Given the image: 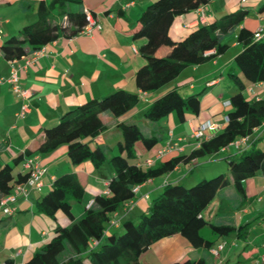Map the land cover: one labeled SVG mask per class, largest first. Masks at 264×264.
Returning a JSON list of instances; mask_svg holds the SVG:
<instances>
[{
	"label": "trees",
	"instance_id": "16d2710c",
	"mask_svg": "<svg viewBox=\"0 0 264 264\" xmlns=\"http://www.w3.org/2000/svg\"><path fill=\"white\" fill-rule=\"evenodd\" d=\"M210 1L154 0L146 5L131 30L134 40L147 39L139 49L147 61L134 76L135 85L141 92H153L173 80L186 66L202 63L224 52L227 45L222 42L223 34L237 27L247 14V8H238L209 24L195 27L182 41L168 39V31L175 17ZM82 2L40 0L36 20L24 24L18 34L3 41V56L7 60L19 59L61 34L74 36L79 33L86 23ZM258 12H264V2L259 5ZM254 33L242 27L236 34L241 48L233 58L238 72L229 74L236 91L229 98L228 121L220 132L202 139L199 146L186 157L177 156L148 166L137 162V145L141 144L149 150L160 142L161 134L158 128L144 131L133 121L119 122L120 136L114 146H91V141L106 128L101 113L109 112L118 117L138 101L137 93L123 90L89 99L66 111L54 124L44 127V136L33 152L48 153L60 145H66L67 158L72 166L89 161L98 174L108 169L112 172L107 179V193L104 189L96 194L89 206L84 205L83 213L75 216L71 201L82 200L84 185L76 172H65L54 177L49 189L35 200L34 209L52 219L61 214L69 220V224L56 226L51 240L34 251L25 262L18 263L13 258H6L3 264H141L139 256L154 242L177 233L200 250L212 248L213 241L200 233L206 224L217 237L235 233L237 237L244 238L252 221L237 226L214 224L207 222L202 212L216 193L229 184V178L236 191L243 196L247 178L257 173L264 177V149L253 146L242 147L233 156L224 154L229 177L219 172L215 176L203 177L189 187L179 182L167 183L136 222L125 220L120 232L111 231L112 226L108 225L113 212L134 198L133 189L136 186L168 173L183 158L187 162L221 153L233 141L249 136L255 128L264 125V97L243 96L246 83L264 81V36L255 39ZM160 45L168 47L167 50L155 54ZM210 50L212 53L209 55L207 52ZM199 94H182L173 88L156 98L143 110L142 115L150 122L162 120L171 114L184 120L185 113L198 114ZM33 152L27 150L24 157L17 156L13 163L0 166V200L13 193L17 185L27 181L30 170L15 171V166L21 162L24 165ZM204 263L205 258L200 257L174 264Z\"/></svg>",
	"mask_w": 264,
	"mask_h": 264
},
{
	"label": "crops",
	"instance_id": "0c3cea01",
	"mask_svg": "<svg viewBox=\"0 0 264 264\" xmlns=\"http://www.w3.org/2000/svg\"><path fill=\"white\" fill-rule=\"evenodd\" d=\"M152 1L154 0H83L81 7L92 12L100 28H93L87 34L77 33L74 36L61 34L57 39L43 45V53L35 60L26 63L25 55L13 61L7 60L2 54L1 46L9 36L18 34L27 21L36 20L40 0H0V77H7L11 65H14L18 68L20 87L29 89L31 94L26 100L28 112L19 117L17 113L22 103L21 99L14 93L9 83H0V166L13 163L17 156L24 157L27 150L35 151L44 136L43 128L54 124L66 111L89 99L101 98L119 90L137 93L139 99L133 107L118 117L101 113L100 117L106 128L91 141V146L107 148L110 144L115 145L117 142L115 140L119 137V122H135L134 118L139 112L143 113L156 98L173 88L182 94L200 92V110L197 115L185 113L184 120H180L175 114H171L162 119L163 125H158L159 133L165 134L164 136L161 134V140L157 145L147 150L139 144L136 161L141 162L143 166H148L146 161L149 159L154 160L150 165H155L177 156L186 157L196 147L192 131L207 120L215 123V127L207 131V134H216L224 128L226 123L223 118L229 109L224 102L236 91L229 76L230 73L238 72L234 67L233 58L240 50L241 44L236 40V34L242 27L256 31L264 25V12H258V7L264 0H211L195 10L175 17L168 31V39L173 42L182 41L190 30L199 25L209 24L238 8L248 9L237 27L223 34L222 42L227 45L224 52L211 56L202 63L186 66L173 80L159 88H164L159 95L141 92L134 82L136 71L147 61L146 56L139 50L147 39L134 40L131 30L143 9ZM167 48L160 45L155 54H161ZM211 53L212 50L207 52L209 55ZM185 71L190 73L188 80L180 79ZM224 72L227 74L225 78L222 77ZM248 90L249 98H263L264 81L251 83ZM263 128L264 125L253 130L245 148L252 147L263 137ZM113 130H116L115 136ZM169 132L173 143L177 138H181L178 146L161 157L153 158L157 150L169 140ZM237 152L239 150L230 145L221 153L233 156ZM221 153L211 156H218ZM31 157L43 169L41 176L43 186L39 191L30 190L26 196L16 195V202L10 203V206L15 208L11 214L4 215L0 209V264H3L6 258H13L18 263L25 262L34 251L51 240L56 226L69 224V220L61 214L52 219L35 212L34 209L35 200L49 189L54 177L65 172H76L85 191L93 193L85 202L88 205L96 194L103 192L107 179L112 175L109 169L98 174L89 161L76 167L72 166L67 158L66 145H60L48 153L33 152ZM199 159L186 162L183 158L168 173L136 186L134 198L113 212L112 217L116 225L110 230L120 231L125 220L136 222L139 215L147 210L151 200L160 194L164 185L186 181L191 172L190 167ZM26 170L22 162L15 166V171ZM199 177L206 176L202 174ZM259 183H262L264 191V177L260 173L247 178L244 181V195L240 196L234 191L236 189L229 178L228 187L222 188L216 195L221 196L222 202L229 198L230 201L232 199L235 201L236 206L244 205L245 201L257 194ZM226 192L228 194H225ZM223 207L224 204L218 208L219 211ZM248 213V210L243 211L245 215ZM232 215L235 217L232 218ZM236 215L234 211L229 210L220 218L227 222L217 224L237 226L241 223L237 222ZM259 216L261 219L255 220ZM254 218L248 220L252 221V226L255 225L256 231L249 240L235 235L236 238L226 241L230 234L214 236V239L204 236L213 241L212 247L221 241L225 242L219 258L212 256L209 249L200 250L194 247L183 235L177 233L154 242L139 256V260L141 264H174L204 257V264H264V261L261 262V255L264 253V212L259 210ZM237 238L242 242L237 244L235 241ZM232 248H235V251ZM206 253L213 257L211 262H206ZM232 253L235 254L234 257ZM143 254L148 256L141 257Z\"/></svg>",
	"mask_w": 264,
	"mask_h": 264
},
{
	"label": "rangeland",
	"instance_id": "374dc122",
	"mask_svg": "<svg viewBox=\"0 0 264 264\" xmlns=\"http://www.w3.org/2000/svg\"><path fill=\"white\" fill-rule=\"evenodd\" d=\"M34 20L35 19H31V20L27 21L26 24L28 22L31 23ZM181 75L182 76L180 77V79H182V80H188V78H190V73L187 72V71L183 72V74H181ZM222 77H224V78L227 77V74L224 72ZM250 84L251 83H246V88L243 90V94H244L243 96H245V97H249L250 96V93H249L250 91L248 90V86ZM163 89L164 88L158 89V90L153 91V92H150V94L155 93L156 95L157 94L159 95L160 92H162ZM105 113H106V115L112 116L109 112H105ZM134 120H135V123H137L139 126H141L142 129H144V131H147L149 129H156V128H159V126L163 125V120H159V121H156V122H149V121L147 122L144 119L142 113H140V112L135 116ZM156 124H157V126H155ZM113 131H115L114 132V136H115L116 130H113ZM118 133H119L118 136H120V130H118ZM161 134L164 136L165 132L164 133L161 132ZM262 134H263V137L259 138L256 141V143L253 145V147L264 149V128L262 129ZM110 135H112V134H110ZM117 140H115V141H117ZM109 146L112 147V146H114V144H110ZM138 148H139V144L137 145V149ZM223 156L224 155L221 154V155H218V156L205 155L203 157H200V159L197 160L196 164H193L190 167L191 172L189 173L188 179H186V181H183L182 183L184 185H186V187H189L194 182H196L197 178L199 176H201L202 174H204L206 176V178H208L210 176H215V174H217L219 172H222L227 177H229L228 162H227V159H225ZM194 179H196V181H192ZM226 187H228V185L225 186L224 188H226ZM234 191H236V190H234ZM236 193H238V192L236 191ZM225 194H228V193L226 192ZM92 196H93V193H90V191L86 190L85 193H84V197H83L82 201H80V202L71 201L72 211L74 212L75 215H77V214L79 215L81 212H83L85 202L87 201L88 198H91ZM234 202L235 201H233V199L230 201L229 198L224 199V201L222 202L221 201V196L220 195L218 196V194H217L212 199V201L208 204V206L203 210L202 214H203V216H204V218H205V220L207 222H211V223H214V224L216 222L217 223H226L227 221L221 220L220 218H223L224 217L223 213L228 212L229 210H232V212L234 211V214H237L236 215L237 222L243 223V222L248 221L249 219L250 220L253 219L254 216L257 215V212L259 210L264 212V191H263L262 183L261 184L259 183V187L257 189V194L253 198H251L250 200L245 201L244 205H239V206L237 205L236 206V203L234 204ZM222 204H224L225 207H223V209L221 211H219L218 208L220 206H222ZM228 207H230V209ZM244 210H248L249 213L247 215L243 214ZM218 212H219V214H218ZM231 217L234 218L235 215L234 216L232 215ZM258 219H261V216H259L255 220H258ZM254 226L255 225H253V226L251 225L249 227L246 236H244V240L245 239L249 240L250 237H253L255 235L256 231H255V227ZM200 233L203 236H208L210 239H214V236H216L215 234H213L211 232L209 224L204 225V227L200 230ZM234 238H236L235 235L231 234L230 236L227 237L226 241L232 240ZM235 241L237 242V244L242 242L241 239L238 240V238L235 239ZM221 242H223V241H221ZM221 242H219V243H221ZM216 246H217V244L215 245V247ZM241 246L242 245L240 244V247ZM232 249H233V251H235V248H232ZM148 254H145V255L143 254V256H141V257L148 256ZM234 255L235 254L232 253L233 257H234ZM205 257H206V262H211L213 260V257L209 256V254H207V253L205 254Z\"/></svg>",
	"mask_w": 264,
	"mask_h": 264
},
{
	"label": "built area",
	"instance_id": "2783aa9c",
	"mask_svg": "<svg viewBox=\"0 0 264 264\" xmlns=\"http://www.w3.org/2000/svg\"><path fill=\"white\" fill-rule=\"evenodd\" d=\"M245 1V0H243ZM84 16H85V25L81 28V30L79 31V33H89L91 32V30L93 28H100V24L98 23V21L96 20V18H94L92 12L88 9H84ZM264 36V25L261 26L259 29H257L254 33V37L255 39H260ZM43 46L40 47L37 50L32 51L31 53L25 55L24 57H26V63H30L31 61L35 60L36 57H38L39 55H41L43 53ZM13 61V60H11ZM17 70L18 68L15 67L14 65H11V69H10V73L7 77H0V83H9L12 86V89L14 91V93L16 95H18V97L21 99L22 103L20 104V109L17 113V116H23L25 113L28 112L29 107L28 104L26 102V100L30 97V90L29 89H23L20 87L18 80L19 78L17 77ZM224 105L229 108L230 107V102L229 100L224 102ZM223 121L226 123L228 121L227 116L225 115L223 118ZM215 123H213V121L211 120H207L206 122H204L201 126H199L198 128L194 129L192 131V137L195 139V144L196 147L199 146V142L202 139H207L209 138L211 135L207 134V131L211 130L213 127H215L214 125ZM169 140L166 142V144L161 147L159 150H157L155 156L153 158H158L163 156L165 153L169 152L170 150H172V148L178 146V142L181 141V138H177L176 141H174L173 143V139H172V135L171 132H169ZM249 136H242L241 138H238L237 140L233 141L232 143L229 144L233 145L237 150H240L242 147H244L246 145V142L248 140ZM246 147V146H245ZM179 148V147H177ZM179 150H181V148H179ZM153 159H149L148 161H146L147 165H150L153 163ZM24 166L26 169L30 170L29 177L27 179V181L25 183H22L20 185H17L15 188V191L11 194H8L6 196H4L1 200H0V209L3 211V213L5 214H11L15 208L10 206V203H15L17 196L16 195H23L26 196L28 194V192L32 189L34 190H41L43 183H42V179L41 176L43 174V169L36 163L34 162L33 157H29L25 160L24 162ZM134 193L136 191V187L133 189ZM105 193H107V189L104 190ZM92 203V201H90L88 203L87 206H89ZM116 225V221L114 220V218L112 217L109 225L108 226H114ZM225 245V242H221L219 243L216 247H212L210 248V252L212 254V256H214L215 258H219V253L220 250L223 248V246ZM264 261V253L261 255V262Z\"/></svg>",
	"mask_w": 264,
	"mask_h": 264
}]
</instances>
